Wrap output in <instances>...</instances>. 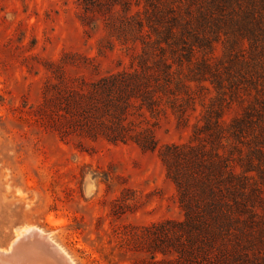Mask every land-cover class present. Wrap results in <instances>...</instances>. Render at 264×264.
<instances>
[{
	"label": "rangeland",
	"instance_id": "1",
	"mask_svg": "<svg viewBox=\"0 0 264 264\" xmlns=\"http://www.w3.org/2000/svg\"><path fill=\"white\" fill-rule=\"evenodd\" d=\"M169 169L220 188L223 243ZM27 227L76 264H264V0H0V249Z\"/></svg>",
	"mask_w": 264,
	"mask_h": 264
},
{
	"label": "trees",
	"instance_id": "2",
	"mask_svg": "<svg viewBox=\"0 0 264 264\" xmlns=\"http://www.w3.org/2000/svg\"><path fill=\"white\" fill-rule=\"evenodd\" d=\"M148 1H151V0H148ZM150 4H151V2H150ZM251 21L253 23V26H254V24L257 25L258 21H256V19L252 18ZM172 22L178 23L177 19H175V18L174 19L172 18ZM252 35H254V34H252ZM117 78L118 77H113L112 79H109L107 81L105 80L102 82L103 84H105L101 89L103 94L105 91H109V89H110L109 86H106V83L108 81H111V80L115 81ZM135 80H138V81H135ZM139 84H140L139 78L131 77L129 79V81H126L124 83L120 82V88H122L124 90L125 88H127V86L130 87V85H135V87H137V86L139 87L140 86ZM115 85H116V83L112 86V88ZM101 128H106V127L101 126ZM106 138L112 143H118V142L124 141L122 138H117V134H111L110 136H107ZM173 150L174 151L178 150V152H180L183 149H180L177 147V148H174ZM168 152L170 154L171 149H167L165 151V153H163L161 155V157H162L163 161H165V163H166V159L168 157L167 156ZM176 155H177L176 156L177 159L182 156V155L180 156V154L178 155L177 153H176ZM203 156L206 157V155H203ZM204 157H203V159H204ZM215 158H217V156ZM215 162L216 161L209 163V165H211V164L213 165L214 170H215V165H216ZM201 163L206 164V160H202ZM214 170L211 173H213ZM169 175L171 176V178L173 179L174 183L177 185V187L181 193V204L183 205V208L186 212V219H187L186 226L188 227L187 230L188 231H192V230L195 231L199 227H200L199 229H203V230L206 229L205 232H207V233L209 232V233L213 234L214 240L221 241L223 243L226 240V238H225L226 234L225 233H226V228L228 227V226H225V224L230 222V217L224 213V208L222 206L223 204H221V202H220L222 199V191L220 190V188H216L215 190L214 189H207V187H209V186L206 185L205 183H207L208 180L205 179L204 183L199 182V184H198V186H200L199 188L202 192V197L198 198L197 200L196 199L194 200L193 198L190 197V194H189V192H190L189 185H188L189 176L186 175L187 177L185 178V176H181V174L179 172H175V171H172L170 169H169ZM217 175H218V173H217ZM218 181L221 182V180H218ZM215 195H216V200L213 201L212 204H210L211 199L213 197H215ZM219 207H221V208H219ZM209 208L211 210V216L214 217V219L217 221V223H215L214 225L212 224V221L210 223L206 219H199L200 213L208 211ZM202 213H201V215H202ZM201 218H202V216H201ZM196 219H198V220H196ZM208 228L209 229L212 228L213 231L209 230ZM208 235L209 234H207L206 237H211L210 235L209 236Z\"/></svg>",
	"mask_w": 264,
	"mask_h": 264
},
{
	"label": "bare ground",
	"instance_id": "3",
	"mask_svg": "<svg viewBox=\"0 0 264 264\" xmlns=\"http://www.w3.org/2000/svg\"><path fill=\"white\" fill-rule=\"evenodd\" d=\"M0 264H76L49 235L33 227L17 233L7 250L0 249Z\"/></svg>",
	"mask_w": 264,
	"mask_h": 264
}]
</instances>
